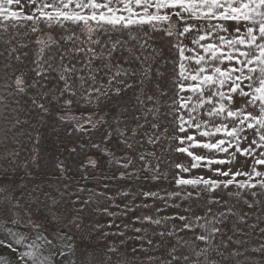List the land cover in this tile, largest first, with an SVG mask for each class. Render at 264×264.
I'll list each match as a JSON object with an SVG mask.
<instances>
[{"label": "snow or ice", "instance_id": "6c2138e0", "mask_svg": "<svg viewBox=\"0 0 264 264\" xmlns=\"http://www.w3.org/2000/svg\"><path fill=\"white\" fill-rule=\"evenodd\" d=\"M53 26L62 30L58 37L45 31ZM31 43L38 48L29 64L23 50ZM168 65L170 74L161 70ZM0 66L5 142L19 143L10 134L27 122L21 113L33 127L50 124L57 133L51 150L82 156L81 180L102 184L70 183L59 156L53 178L38 179V132L29 134V159L6 149L0 264H135L150 249L161 252L147 257L155 264H264V243L250 250L257 257L232 248L245 242L227 235L257 228L250 212L264 218V0H0ZM79 104L87 107L74 112ZM157 148L182 157L169 162L175 190L140 194L168 207L190 201L188 214L137 215L138 246L109 242L125 232L113 223L107 228L117 231H105L93 212L117 215L107 191L116 177L95 173L108 161L120 180L139 179L140 171L167 179ZM197 169L211 175H191ZM241 199L249 212L238 207ZM138 207L126 204L121 215Z\"/></svg>", "mask_w": 264, "mask_h": 264}, {"label": "rangeland", "instance_id": "374dc122", "mask_svg": "<svg viewBox=\"0 0 264 264\" xmlns=\"http://www.w3.org/2000/svg\"><path fill=\"white\" fill-rule=\"evenodd\" d=\"M29 9L25 8V11H28ZM45 31L51 32V34L54 37H58L61 34V29L53 26L51 29H46ZM39 35V34H38ZM31 40H35V37H31ZM38 48V45L35 43H31L30 47L27 49H24L23 51H27L29 53L28 56V63L30 64V61L32 59H35L36 50ZM2 67V66H0ZM172 65H168L167 68H162V71H165L167 74L171 73ZM11 71V69H9ZM0 75L2 73L0 72ZM87 105L85 104H79L76 106V108L73 110L74 112L77 109H84ZM20 119L22 121L27 120V122L22 123L20 127L16 130L15 133L10 134L11 136H15V139L19 141L18 144L13 143H6L4 140L3 131H0V157L3 156L5 153V150H11L12 148H16L20 152V160L25 161L30 158L32 154L33 144L34 141L32 139H29V134L31 136L35 137L37 132L40 135L41 143L37 146L39 148V162L36 165H33L34 169L38 173V179L40 178H53L52 174L55 172V164H56V157L59 156V159L64 161L68 167L71 169V172L69 175L73 177V180L70 181V183H87L88 187L90 189L97 187L102 188V184H97V180L95 179H89L88 181H82L80 178V172H79V165L81 162V159H83L80 155H68L67 153H64L63 155H60L58 153H55L51 150V143L56 138L57 133L53 131L52 126L49 124L48 126H40L35 124L34 120L27 119V117L21 113ZM4 121L2 118H0V129L3 128ZM60 135L63 136V128H60ZM79 135V134H76ZM75 138V137H73ZM87 139V137H85ZM147 151H153V148L151 146H148ZM157 156L163 155L164 161L162 163V169L165 173H167V179H163L160 181H155L151 179L152 173L150 172H139V179L137 178H125L124 180L119 179V170L110 162L103 161L101 164L102 171H97L95 175L97 177L101 176L103 174H107L109 176L115 175V179H111L107 181L109 183L108 193L114 198V204L111 207V210L116 212V216H106L102 213L93 212V218L95 220H98L102 225H104L105 231L110 232H116L117 229L113 227L112 229H108L107 225L108 223H113L115 225H119V230L124 231L125 235L123 237L120 236H114L110 235L107 239L109 242H115L116 245H119L121 240H124L126 242V246L128 249H130L133 246H138L140 244V241H137L135 239V233L133 232V223L134 217L139 215L143 216L146 214H151L157 218L164 216H174L176 214H188L184 212V208L188 207V204L191 202L185 203L181 200H176L177 204L182 205L181 207H168L165 205L164 201H161L159 199H152L148 198L145 199L140 193L142 191H155L159 195H164L166 192H172L175 190V185L172 180V170L170 168L169 162H176L182 157H180L178 154L175 153H167L164 152L163 154L159 151V148L156 150ZM95 158V157H94ZM155 163V160L152 161ZM135 167L137 169L140 168L139 162L136 163ZM261 170H264V168H261ZM187 175V174H186ZM191 175H211V173L207 172L205 169H197L194 170ZM147 177V178H145ZM128 191L131 193L130 196L124 197L121 195L122 192ZM233 191H235V188H233ZM224 195V198L226 200H229L230 202H234V198L228 196L226 193H222ZM242 197H245L249 200L252 199V197L248 193H243ZM175 199V198H172ZM261 200H264V196H260ZM172 201L169 200V203ZM103 204H107V201H102ZM129 206H135L139 205L140 207L135 209V212H130L128 216L121 215L122 211L124 210L125 205ZM147 204L148 207L145 208L144 205ZM115 205H119V207H115ZM203 207V202H201L200 205L194 206L193 211H197L198 208ZM239 208L243 209L245 212H249V210L246 208V206L243 204L242 199L241 203L238 206ZM157 209H161L160 212H157ZM259 215L258 211L250 212L249 213V224H258L259 226L255 229L250 227H244L243 233H232L231 231L227 232V235L233 236V241L235 240H243L245 243L243 244H236L232 243V248H238L240 250H243L245 248L249 249L248 254L249 255H255L258 257V254L252 253L250 250L252 248L259 247L261 243H264V234H262L259 231L260 227H264V218H262L260 221L256 220V216ZM173 221H168V224L171 225ZM177 224L180 222L177 221ZM124 224H128V228H124ZM134 226H140L139 224H136ZM21 231L27 233V229H22ZM35 233L30 234V240L35 239ZM187 238H191V233H188ZM226 239V236H225ZM38 244H41L42 241H37ZM166 247V242H165ZM44 254L48 255V248L44 247ZM123 250V249H122ZM7 254V253H6ZM161 255L160 251H157L155 249H150L147 253H140L137 258L135 264H155V261H150L147 259L148 256H152L155 258H159Z\"/></svg>", "mask_w": 264, "mask_h": 264}, {"label": "crops", "instance_id": "0c3cea01", "mask_svg": "<svg viewBox=\"0 0 264 264\" xmlns=\"http://www.w3.org/2000/svg\"><path fill=\"white\" fill-rule=\"evenodd\" d=\"M2 73V72H1Z\"/></svg>", "mask_w": 264, "mask_h": 264}]
</instances>
